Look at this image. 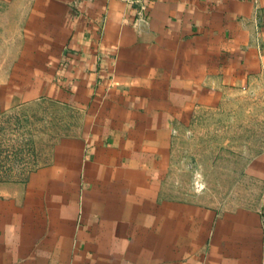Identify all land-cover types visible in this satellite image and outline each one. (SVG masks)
Here are the masks:
<instances>
[{"label": "crops", "instance_id": "1", "mask_svg": "<svg viewBox=\"0 0 264 264\" xmlns=\"http://www.w3.org/2000/svg\"><path fill=\"white\" fill-rule=\"evenodd\" d=\"M262 93L264 0H0V105L83 118L0 184V264H264V199L220 209L166 182L194 111ZM251 164L264 182V150Z\"/></svg>", "mask_w": 264, "mask_h": 264}, {"label": "rangeland", "instance_id": "2", "mask_svg": "<svg viewBox=\"0 0 264 264\" xmlns=\"http://www.w3.org/2000/svg\"><path fill=\"white\" fill-rule=\"evenodd\" d=\"M240 115L253 121L240 123ZM82 125V114L72 106L42 98L7 109L0 105V184L22 182ZM263 150L264 94L230 96L194 111L173 143L166 182L178 198L220 209L260 205L264 182L250 165Z\"/></svg>", "mask_w": 264, "mask_h": 264}, {"label": "built area", "instance_id": "3", "mask_svg": "<svg viewBox=\"0 0 264 264\" xmlns=\"http://www.w3.org/2000/svg\"><path fill=\"white\" fill-rule=\"evenodd\" d=\"M143 8L142 7H140V10H142Z\"/></svg>", "mask_w": 264, "mask_h": 264}]
</instances>
